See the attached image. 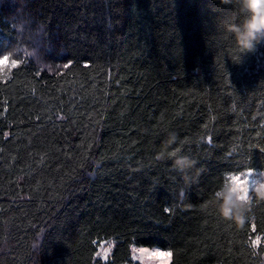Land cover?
Returning a JSON list of instances; mask_svg holds the SVG:
<instances>
[{
    "label": "trees",
    "instance_id": "1",
    "mask_svg": "<svg viewBox=\"0 0 264 264\" xmlns=\"http://www.w3.org/2000/svg\"><path fill=\"white\" fill-rule=\"evenodd\" d=\"M219 0H0V264H264V203L219 221L226 177L264 170V45L239 58ZM15 64H13L14 66ZM45 69V70H40ZM197 163L155 159L169 134ZM257 236L258 248L252 247Z\"/></svg>",
    "mask_w": 264,
    "mask_h": 264
},
{
    "label": "clouds",
    "instance_id": "2",
    "mask_svg": "<svg viewBox=\"0 0 264 264\" xmlns=\"http://www.w3.org/2000/svg\"><path fill=\"white\" fill-rule=\"evenodd\" d=\"M222 5H230L234 12L243 16L240 23H223V31L228 34L239 58L254 53L258 47L264 45V0H219ZM7 58V60L5 59ZM9 61L11 66L18 64V60L10 52L0 54V68ZM45 70V69H40ZM177 143V136H169L161 143L155 159L160 162L170 161L172 170L182 176L183 186L176 193L177 203H182L186 196V189L196 177L190 175L196 166V161L190 156L182 154L181 150L173 148ZM213 210L216 218L222 223H230L237 229H243L245 224L251 223L249 213L253 202L264 203V170L257 171L246 168L243 172L228 175L220 188L214 193ZM262 238L257 236L252 241V247L258 248ZM115 248V241L101 243L95 253L103 264L108 261ZM129 255L133 264H172V251L137 246L129 247Z\"/></svg>",
    "mask_w": 264,
    "mask_h": 264
},
{
    "label": "rangeland",
    "instance_id": "3",
    "mask_svg": "<svg viewBox=\"0 0 264 264\" xmlns=\"http://www.w3.org/2000/svg\"><path fill=\"white\" fill-rule=\"evenodd\" d=\"M257 173H259V172H257ZM131 262H132V261H131ZM131 264H133V262H132Z\"/></svg>",
    "mask_w": 264,
    "mask_h": 264
},
{
    "label": "snow or ice",
    "instance_id": "4",
    "mask_svg": "<svg viewBox=\"0 0 264 264\" xmlns=\"http://www.w3.org/2000/svg\"><path fill=\"white\" fill-rule=\"evenodd\" d=\"M5 59L7 60V58H5ZM13 67H15V65Z\"/></svg>",
    "mask_w": 264,
    "mask_h": 264
}]
</instances>
